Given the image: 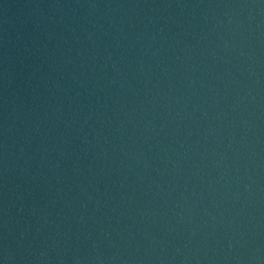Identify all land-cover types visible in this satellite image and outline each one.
Here are the masks:
<instances>
[{
    "label": "water",
    "instance_id": "1",
    "mask_svg": "<svg viewBox=\"0 0 264 264\" xmlns=\"http://www.w3.org/2000/svg\"><path fill=\"white\" fill-rule=\"evenodd\" d=\"M0 264H264V0H0Z\"/></svg>",
    "mask_w": 264,
    "mask_h": 264
}]
</instances>
